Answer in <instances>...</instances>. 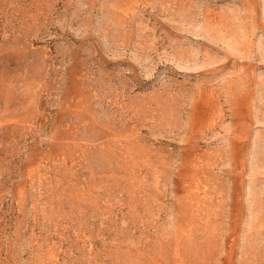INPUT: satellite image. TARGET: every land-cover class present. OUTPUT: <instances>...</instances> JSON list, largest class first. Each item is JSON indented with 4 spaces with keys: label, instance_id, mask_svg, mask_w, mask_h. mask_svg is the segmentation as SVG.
<instances>
[{
    "label": "rangeland",
    "instance_id": "rangeland-1",
    "mask_svg": "<svg viewBox=\"0 0 264 264\" xmlns=\"http://www.w3.org/2000/svg\"><path fill=\"white\" fill-rule=\"evenodd\" d=\"M0 264H264V0H0Z\"/></svg>",
    "mask_w": 264,
    "mask_h": 264
}]
</instances>
